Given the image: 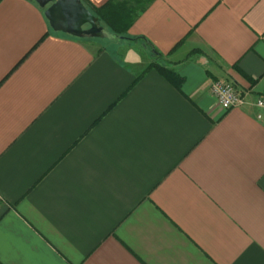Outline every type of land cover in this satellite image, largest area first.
<instances>
[{"label":"crops","instance_id":"obj_1","mask_svg":"<svg viewBox=\"0 0 264 264\" xmlns=\"http://www.w3.org/2000/svg\"><path fill=\"white\" fill-rule=\"evenodd\" d=\"M130 4L105 45L0 0V264H264V117L209 90L264 95V0Z\"/></svg>","mask_w":264,"mask_h":264},{"label":"water","instance_id":"obj_2","mask_svg":"<svg viewBox=\"0 0 264 264\" xmlns=\"http://www.w3.org/2000/svg\"><path fill=\"white\" fill-rule=\"evenodd\" d=\"M44 10L50 28L78 39H114L81 0H32Z\"/></svg>","mask_w":264,"mask_h":264},{"label":"trees","instance_id":"obj_3","mask_svg":"<svg viewBox=\"0 0 264 264\" xmlns=\"http://www.w3.org/2000/svg\"><path fill=\"white\" fill-rule=\"evenodd\" d=\"M83 4L91 11L95 16V19L100 25L105 27L107 30L115 33L117 36L125 39L127 37V30L133 22L137 12L142 10L144 5L140 8L132 7L130 2L134 0H110L104 5L97 7L91 5L87 0H81ZM156 55H161L159 52L154 50ZM155 69L169 82H171L176 88H180L182 78L172 69L165 65L158 63L153 59L147 66L148 69Z\"/></svg>","mask_w":264,"mask_h":264},{"label":"built area","instance_id":"obj_4","mask_svg":"<svg viewBox=\"0 0 264 264\" xmlns=\"http://www.w3.org/2000/svg\"><path fill=\"white\" fill-rule=\"evenodd\" d=\"M209 90L216 98L222 109L228 110L251 103L257 109L256 118L263 119L264 95L257 96L252 102H250L247 94L240 92L232 83L220 80L212 81Z\"/></svg>","mask_w":264,"mask_h":264},{"label":"rangeland","instance_id":"obj_5","mask_svg":"<svg viewBox=\"0 0 264 264\" xmlns=\"http://www.w3.org/2000/svg\"><path fill=\"white\" fill-rule=\"evenodd\" d=\"M99 40L101 43L103 44H114V45H118V44H124L125 43V39L121 38V37H116L114 39H97Z\"/></svg>","mask_w":264,"mask_h":264}]
</instances>
